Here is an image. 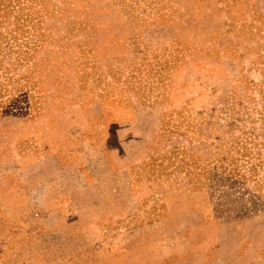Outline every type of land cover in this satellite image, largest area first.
<instances>
[{
	"label": "rangeland",
	"instance_id": "obj_1",
	"mask_svg": "<svg viewBox=\"0 0 264 264\" xmlns=\"http://www.w3.org/2000/svg\"><path fill=\"white\" fill-rule=\"evenodd\" d=\"M0 264H264V0H0Z\"/></svg>",
	"mask_w": 264,
	"mask_h": 264
}]
</instances>
